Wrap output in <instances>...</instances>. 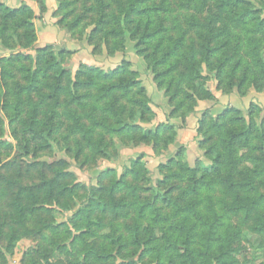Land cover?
<instances>
[{
	"label": "trees",
	"instance_id": "trees-1",
	"mask_svg": "<svg viewBox=\"0 0 264 264\" xmlns=\"http://www.w3.org/2000/svg\"><path fill=\"white\" fill-rule=\"evenodd\" d=\"M7 2L0 0V49L15 54L6 56L2 71L15 79L7 67L17 64L19 80L14 81L15 101L2 109L8 113L0 111L2 258L24 239L46 245L43 264H145L148 259L153 264H240L244 243L254 254L264 248V119L258 104L252 103L245 115L233 107L220 117L204 112L194 142L212 163L202 175L186 160L185 145L160 165L157 188L134 184L146 170L133 162L120 174L101 171L96 184L80 181L74 170H82L92 158L116 159L111 138L117 135L129 136L133 143L142 133L137 144L144 141L154 146L155 155L162 154L156 149H161L163 135L174 142L199 103L216 99L209 83L223 95L235 89L240 96L251 88L264 91V17L252 0H116V9H110L111 1L96 0V24L103 28L94 32L109 27L108 36L121 38L120 50L113 51L126 54L129 41L130 58L142 61L136 69L126 57L106 69L82 64L75 74L54 60L50 47L34 48L35 55L16 51L20 37L15 45L5 33L13 30L20 36V19L33 10L25 3ZM179 6L187 10L184 24L175 17L172 27L165 26L164 20ZM22 26L29 32L32 24L25 21ZM239 28L241 36L233 33ZM231 36L238 43L234 41L229 56ZM25 38L28 45L35 40L32 33ZM20 61H25L24 85ZM143 75L162 90L171 108L167 122L146 131L135 125V112L140 119L153 114ZM89 96L98 102L93 109L100 104L103 112L90 111L86 118L77 107H86L82 100ZM112 108L118 124L100 116ZM62 149L67 159L37 157ZM243 160L255 166L243 165ZM112 175L117 177L103 184ZM254 236L261 243L255 245ZM52 252L68 259L52 262Z\"/></svg>",
	"mask_w": 264,
	"mask_h": 264
},
{
	"label": "rangeland",
	"instance_id": "rangeland-1",
	"mask_svg": "<svg viewBox=\"0 0 264 264\" xmlns=\"http://www.w3.org/2000/svg\"><path fill=\"white\" fill-rule=\"evenodd\" d=\"M5 4H7L8 0H1ZM13 2L16 1L17 4H26L27 6L31 7L33 12L30 17H21L20 19V36L18 33L14 32L13 30H8L5 35L8 36L11 43H16L15 45H19L20 48H18L16 51L20 54H26V55H35L33 49L37 47H43L47 46L51 48V52L55 54V61H58L59 64L66 69L67 71L72 72L75 74V72L80 68L82 64H85L89 67L91 66H98L103 69H106L109 67V63L107 61H116L120 63L124 57L127 59L131 64L133 69H136L137 63H141L142 60L137 59L135 56L130 58V54L133 53V49H131L130 42H127L126 46V54L121 53L120 51L115 52L113 49L117 48L120 50L119 43H120V37H117V41H115L116 38H114L112 35H107V33L110 31L109 27H105L104 30L100 32H94L98 26L96 24V21L98 19L96 10V0H56V3L53 5L52 8L49 7L47 0H12ZM106 4L108 1H111V8L110 9H116V0H105ZM255 4V7L258 9L256 12L264 17V9L261 8V6H264V0H252ZM66 2H69L70 5L68 7H65L64 4ZM15 3V2H14ZM254 7V8H255ZM90 8H94V11L89 12L88 10ZM86 9V10H85ZM194 10V9H193ZM186 10V8L182 7H176L175 13L171 14L168 19L164 20V25L168 27H172L174 25V18L177 17L180 19V21L184 24V19L186 14H183ZM64 17V22L61 24H56L59 19ZM79 18H83L81 24L76 27L75 29H70V25L74 23ZM41 20V21H40ZM44 20V21H43ZM28 22L31 23L32 26L29 28V32L24 30L22 27L23 23ZM46 22H51L58 27L59 34L48 36V40L45 42L40 41L38 26L39 22H43V24ZM230 24V21L227 20L226 26L228 27ZM2 24H0L1 27ZM103 27H101L102 29ZM242 28V27H241ZM233 29V33L237 34V36H241L242 29ZM94 32V33H93ZM30 33H32L35 36V40H32V44L28 45V40H26V36L29 38ZM233 34V35H234ZM20 37V42L19 41ZM91 37V44L88 42L89 38ZM236 39L231 36L230 38V45L227 47V54L230 56L233 54V49L236 46L235 42ZM243 41V38H242ZM241 41V42H242ZM41 43V44H40ZM236 43H238L236 41ZM25 45L26 47H21ZM242 49L241 54L245 55V45L242 43ZM15 52L5 50L3 48L0 49V111L1 114L5 115L8 112L4 109V105L8 102H14L15 97L13 93L15 90V82L19 80L17 69H19L18 65L15 66L9 65L7 70L9 71L10 75H16L15 79L9 78L6 74H4V67L6 66L5 58L9 55H14ZM125 55V56H124ZM220 59V57H217L215 59V62H217ZM237 58L234 59L236 61ZM233 61V62H234ZM25 63V61H20V84L24 83L23 81V72L21 71V64ZM112 63V62H111ZM144 81V86L148 91L149 96L152 99V112L153 114H146L144 118H139L138 112H135V125H138L142 130H150L159 125L161 122H167L168 116L171 112V108L168 104V98L164 96V93L162 90L158 91L154 84H150L151 82L146 80L145 75L142 77ZM22 82V83H21ZM148 83L151 86H148ZM22 84V85H24ZM211 88L212 92L214 93L216 99L214 101H206L203 100L199 103L198 108H196V112L194 114H191L187 118V124L185 128L188 126V123H190V118L192 116H195V114L200 113V116L198 119H201L204 112L206 110H209L211 115L214 117H220L223 112L226 110L227 107H233L237 108L242 111V113L245 115L247 114L249 107L252 103L260 105V107L263 109L261 112V119H264V102H260L258 97L264 101V91H257L254 88L249 89L245 96H240L237 93V90L235 89L230 94L223 95L220 91H217L216 87L213 83L208 84ZM84 91V90H83ZM82 91V92H83ZM158 93V94H157ZM157 94V95H156ZM232 94H237V97H232V103H229L227 107L220 104V98L222 96H232ZM84 95V94H83ZM159 96L160 99L155 98ZM254 98V99H253ZM246 100L249 101L246 106V108L241 109L238 105L239 103L237 100ZM253 99V100H252ZM82 102L86 107H77L76 104H74L73 107H77L78 110L83 114L86 118L88 114H90V111H94V115L97 112H103V108L100 104L97 106L98 109L94 110L93 105L94 103H98L96 101V97L89 96L85 97ZM63 103H65L63 101ZM219 104V105H218ZM200 105H207L206 108L203 110L200 108ZM213 105H218L216 108H214ZM20 106H22L20 104ZM108 107L107 109H109ZM9 111V110H8ZM199 111V112H198ZM12 111L9 112V114ZM129 110L127 109L125 115H127ZM104 115L110 116L115 124H118L119 119L116 118L113 114V108L109 113H100V116L103 117ZM243 116V115H242ZM196 117V116H195ZM170 122H177L175 119H172ZM191 124V123H190ZM185 128L178 129L176 133V139L174 142H170V138L168 135H163L162 145L160 146L161 149H156L157 153H160L162 150V154L155 155L156 153L153 151V145H148L144 141L137 144L139 141L141 134H138L136 137V142L132 143V140H130L128 137H120V136H113L111 139L113 140V143L115 144V149L118 152V156L116 159H114L111 162H108L104 159L96 160L95 158H92L90 163L87 164L82 170H79L78 168H75L80 181L84 183H92L96 184L97 177L99 176L101 171L107 170V169H113L118 174L122 172L124 167H127L133 163L138 164L140 167L143 166V170H146V172L142 171L140 173V176L137 179H134L133 182L135 185L142 186L143 188H157L160 181L162 180V176L159 172V167L161 164L166 163L169 159H172L176 157V153L180 149V140L179 138L180 133L184 131ZM2 129L3 127L0 126V138L2 136ZM9 130V128H8ZM141 132V131H140ZM9 136L11 137V134L9 132ZM12 139V137L10 138ZM110 138H108L109 141H111ZM166 141V143H165ZM71 146L74 147L73 142H70ZM138 145L137 147H133L130 145ZM62 147V145H60ZM186 147L185 148V158L190 164L191 167L201 171L199 175H202L203 171L207 167L211 166V163L203 154L202 150L198 147ZM127 149L132 150L131 153H126L125 151ZM63 151H56L50 152L46 151L44 153L39 154L37 157L45 160H54V159H60V158H66L67 156ZM243 154L246 153V151L242 152ZM70 162H72L70 159H68ZM249 164L250 166H255L253 162L244 161L243 165ZM116 175V174H115ZM115 176H110V178L107 176L102 181L103 184H109ZM117 177V176H116ZM115 177V178H116ZM261 193H264V187L260 188ZM59 219H62L61 216H59ZM105 233V232H104ZM262 238H258L257 236L253 237V243L256 245L255 242L261 243ZM46 245L42 241L38 240H31V239H24L17 243V247L13 250L12 254L5 255L4 258L0 256V264H43L44 262V256L42 254L43 248ZM244 250L242 254L239 256L238 260L240 264H263L264 263V248L260 249L258 248L256 253L254 254V250L251 248L250 245L244 243ZM52 251V250H51ZM49 254V253H47ZM49 259L52 262L57 261H66L68 258L65 254H62L61 252H52V254L49 255ZM150 259L145 261V264H153L149 263Z\"/></svg>",
	"mask_w": 264,
	"mask_h": 264
},
{
	"label": "crops",
	"instance_id": "crops-1",
	"mask_svg": "<svg viewBox=\"0 0 264 264\" xmlns=\"http://www.w3.org/2000/svg\"><path fill=\"white\" fill-rule=\"evenodd\" d=\"M10 1V3L14 4V5H17L16 1H12V0H8ZM48 1V5L50 8L53 7V5L56 3V0H47ZM41 21V20H40ZM44 21V20H43ZM38 31H39V36H40V41L42 42H45L46 40H48V36H51V35H56V34H59L60 32L58 31V27L53 23V21L51 22H46L43 24V22H39V26H38ZM59 32V33H58ZM41 44V43H40ZM109 63L110 66H114V64H117L118 62L114 61H107ZM112 62V63H111ZM147 80V79H146ZM149 81V80H147ZM150 82V81H149ZM148 86H151L149 83H148ZM158 94V93H157ZM156 94V95H157ZM232 97H237V94H232V96H222L220 98V101L222 105H224L225 107H227V105H229V103H232ZM155 98H158L160 99L159 96L155 97ZM254 99V98H253ZM252 99V100H253ZM258 99L260 100V102H264L262 101L259 97ZM237 102L239 103V107L241 109H244L246 108L247 104L250 103L249 101H246V100H237ZM248 102V103H247ZM219 105V104H218ZM218 105H213L214 108H216ZM207 105H200V108L203 110L204 108H206ZM199 112V111H198ZM196 116V117H195ZM195 116H192L190 118V123H188V126L184 129V131H182L180 133V136L179 138H181V140L179 141L180 144L179 145H185L186 147H195L197 148L196 144H195V132H196V128H197V123H198V118L200 116V113H197L195 114ZM126 153H131L132 150L130 149H127L125 151Z\"/></svg>",
	"mask_w": 264,
	"mask_h": 264
}]
</instances>
